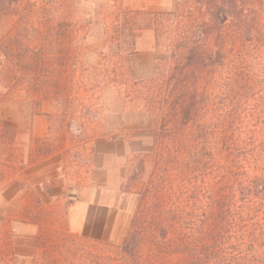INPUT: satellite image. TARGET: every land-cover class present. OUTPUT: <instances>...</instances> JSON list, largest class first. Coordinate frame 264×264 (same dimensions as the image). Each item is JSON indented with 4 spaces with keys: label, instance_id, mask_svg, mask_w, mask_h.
Listing matches in <instances>:
<instances>
[{
    "label": "rangeland",
    "instance_id": "374dc122",
    "mask_svg": "<svg viewBox=\"0 0 264 264\" xmlns=\"http://www.w3.org/2000/svg\"><path fill=\"white\" fill-rule=\"evenodd\" d=\"M9 2L0 0V15L16 11L18 19L0 44V264H19L26 252L23 224L37 227L48 260L187 264L173 249V232L164 239L147 225V209L153 196L176 198L184 181L213 198L225 190L227 156L187 169L198 123L248 127L256 132L250 151L264 147V0H238L235 10L218 13L227 16L218 38L224 67L213 60L194 70L193 56L186 61L187 76L174 86L188 100L195 90L203 95L188 125L165 102L175 63L156 46L152 21L130 20L133 12H177L183 0ZM183 25L165 35L175 49L184 46ZM48 179L60 185L51 202L13 203L20 184L47 194ZM135 227L137 247L128 253L123 243Z\"/></svg>",
    "mask_w": 264,
    "mask_h": 264
},
{
    "label": "trees",
    "instance_id": "16d2710c",
    "mask_svg": "<svg viewBox=\"0 0 264 264\" xmlns=\"http://www.w3.org/2000/svg\"><path fill=\"white\" fill-rule=\"evenodd\" d=\"M24 1L10 0L9 4L12 6ZM237 3L238 0H183L177 12L131 14L132 21H152L156 46L165 48L175 63L168 78L171 88L165 102L167 106L174 105L184 125H188L191 118L198 114L203 95L195 90L188 100L186 92L181 91L184 88L174 85L184 82L187 75L183 70L190 56L193 59L189 65L194 70L213 60L215 65L224 67L222 57L225 53L219 46L218 38L222 35L221 27L226 24L227 16L221 18L218 13L235 10ZM182 4L186 5V21ZM10 13L18 15L16 11ZM182 23L179 40L184 46L175 49L174 44L167 43L165 35L169 29ZM209 39L217 43L213 49L204 47V42ZM238 75L233 72L231 76ZM194 77H197L196 72ZM196 129L194 152L187 169L192 172L208 165L214 156H227L231 166L223 168L222 185L225 190L218 198H213L197 184L191 186L184 181L175 194L176 198L166 201L153 196L154 201L147 209V225L163 232L164 239L169 231L173 232V249L187 256V264H264V147L260 143L250 151L256 132L231 121L222 125L206 121L198 123ZM202 175L197 174L196 177L201 179ZM139 229L133 228L124 240L126 252L131 253L137 247Z\"/></svg>",
    "mask_w": 264,
    "mask_h": 264
},
{
    "label": "crops",
    "instance_id": "0c3cea01",
    "mask_svg": "<svg viewBox=\"0 0 264 264\" xmlns=\"http://www.w3.org/2000/svg\"><path fill=\"white\" fill-rule=\"evenodd\" d=\"M14 6L15 5H12V7ZM17 19L18 17L13 14H8V15L1 14L0 15V44L13 31L17 23ZM33 128H34V136L36 137L37 135L36 121H34ZM48 180H52L53 182L47 194H45L42 191V186H38L32 183L31 184L32 186L25 187L22 184L18 183L21 186L19 188H15V191L16 190L17 191L13 195L14 197V200H12L13 203L14 204L28 203L31 206H34L35 204L38 203V200L40 199L41 200L46 199L48 202H51L52 199L55 197L54 195H56L60 191V185L54 183L55 179L54 180L48 179ZM13 186H16V183ZM11 187L12 186H9L3 191L4 197L8 194V191ZM5 199L8 202L10 201L9 198H5ZM119 229H120V226L118 227V229L115 228V230L111 234H109V237H113L116 234H118ZM20 232H21L20 236L28 240L27 244L29 243V246L26 248L27 250L25 253L23 251L20 252L21 254L19 256L20 258L19 264H70L69 262L65 261V259H63L62 257L58 255L53 256L51 260H48L46 257H43L44 250L37 248L38 230L35 225L23 224V227L20 229ZM17 250L18 248L15 245V251L17 252Z\"/></svg>",
    "mask_w": 264,
    "mask_h": 264
}]
</instances>
